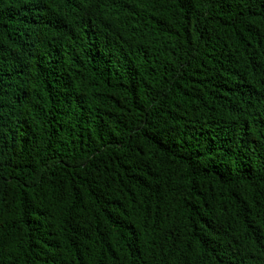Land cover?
<instances>
[{
  "label": "trees",
  "instance_id": "obj_1",
  "mask_svg": "<svg viewBox=\"0 0 264 264\" xmlns=\"http://www.w3.org/2000/svg\"><path fill=\"white\" fill-rule=\"evenodd\" d=\"M0 264H264V0H0Z\"/></svg>",
  "mask_w": 264,
  "mask_h": 264
}]
</instances>
